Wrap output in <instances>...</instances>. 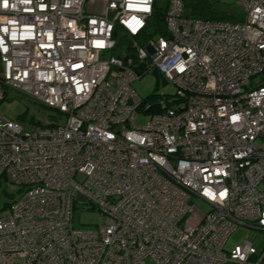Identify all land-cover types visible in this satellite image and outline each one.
Returning <instances> with one entry per match:
<instances>
[{
  "label": "built area",
  "instance_id": "1",
  "mask_svg": "<svg viewBox=\"0 0 264 264\" xmlns=\"http://www.w3.org/2000/svg\"><path fill=\"white\" fill-rule=\"evenodd\" d=\"M154 1L0 0V101L59 114L0 115V185L19 192L0 264H264V0H237L243 21L166 0L151 35ZM148 73L175 87L154 109L131 87ZM85 202L98 228L74 227Z\"/></svg>",
  "mask_w": 264,
  "mask_h": 264
},
{
  "label": "rangeland",
  "instance_id": "2",
  "mask_svg": "<svg viewBox=\"0 0 264 264\" xmlns=\"http://www.w3.org/2000/svg\"><path fill=\"white\" fill-rule=\"evenodd\" d=\"M189 2L197 4L198 6L201 3V13L212 12L222 14L228 19L243 21L244 12L242 7L237 4V0H185V4ZM156 5L160 8H164L166 0H156ZM187 8V6H184L185 13L188 12ZM131 87L134 89L135 93L146 102L145 106L153 105V109L158 106V104L161 106L165 104L163 95L170 100L175 92V87L170 82H165L162 77L156 73L142 75L131 84ZM150 114L151 111L140 114L137 122L139 124L146 123ZM0 115L6 119L17 121L24 129H28L36 123L44 125L49 124L51 121L57 119L59 114L39 102L24 97L11 98L6 96L0 101ZM17 189L18 186L10 185L2 180L0 185L1 216H5L8 213V208L4 207V205L9 204L14 198L19 196ZM194 202L200 209H207L204 203L197 200ZM105 218V215L96 207H92L86 202L76 203L73 225L81 229H95L101 225ZM250 234L251 230L248 227L242 225L238 226L229 235L225 243V248H230L236 244L242 243Z\"/></svg>",
  "mask_w": 264,
  "mask_h": 264
},
{
  "label": "trees",
  "instance_id": "3",
  "mask_svg": "<svg viewBox=\"0 0 264 264\" xmlns=\"http://www.w3.org/2000/svg\"><path fill=\"white\" fill-rule=\"evenodd\" d=\"M200 4H199V6L197 4H193L190 2L185 4V0H184V6L188 7L187 8V10H188L187 14H189V15L206 17V18H213V19H226L227 18L226 16H224L222 14H217V13H212V12L201 13L202 6H200ZM164 13H165V7L164 8L158 7L156 5V0H155L154 5H153V11L151 13V16L148 19V32H149V34L158 35V34H164L165 33Z\"/></svg>",
  "mask_w": 264,
  "mask_h": 264
},
{
  "label": "clouds",
  "instance_id": "4",
  "mask_svg": "<svg viewBox=\"0 0 264 264\" xmlns=\"http://www.w3.org/2000/svg\"><path fill=\"white\" fill-rule=\"evenodd\" d=\"M143 10H144V11H150V7L145 6ZM181 70H182V67H181Z\"/></svg>",
  "mask_w": 264,
  "mask_h": 264
},
{
  "label": "water",
  "instance_id": "5",
  "mask_svg": "<svg viewBox=\"0 0 264 264\" xmlns=\"http://www.w3.org/2000/svg\"><path fill=\"white\" fill-rule=\"evenodd\" d=\"M77 197H78V198H80V199H82V196H81V195H79V194L77 195Z\"/></svg>",
  "mask_w": 264,
  "mask_h": 264
},
{
  "label": "snow or ice",
  "instance_id": "6",
  "mask_svg": "<svg viewBox=\"0 0 264 264\" xmlns=\"http://www.w3.org/2000/svg\"><path fill=\"white\" fill-rule=\"evenodd\" d=\"M133 31H135V29H133ZM223 195V194H222Z\"/></svg>",
  "mask_w": 264,
  "mask_h": 264
}]
</instances>
